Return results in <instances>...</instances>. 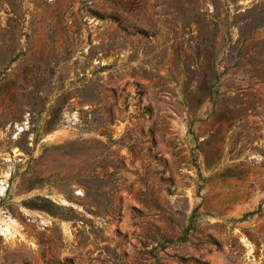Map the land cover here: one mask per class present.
<instances>
[{"label":"rangeland","instance_id":"1","mask_svg":"<svg viewBox=\"0 0 264 264\" xmlns=\"http://www.w3.org/2000/svg\"><path fill=\"white\" fill-rule=\"evenodd\" d=\"M2 179L0 264H264V0H0Z\"/></svg>","mask_w":264,"mask_h":264},{"label":"bare ground","instance_id":"2","mask_svg":"<svg viewBox=\"0 0 264 264\" xmlns=\"http://www.w3.org/2000/svg\"><path fill=\"white\" fill-rule=\"evenodd\" d=\"M24 129L25 128L23 127V130ZM16 152L18 153L19 151H16ZM18 155H21V154H18ZM4 175H5V177H8V174H4ZM6 191H7V180L6 179H2V180H0V195L1 196L4 195V193ZM63 203H67V202L66 201H63ZM4 214H1L0 215V231L4 232L5 234L11 235V237H14L15 235H17L16 233H17V228L19 227V224L11 216L4 215Z\"/></svg>","mask_w":264,"mask_h":264}]
</instances>
